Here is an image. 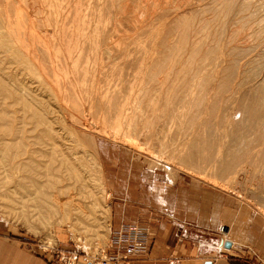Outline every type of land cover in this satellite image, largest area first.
<instances>
[{
  "label": "rangeland",
  "instance_id": "obj_1",
  "mask_svg": "<svg viewBox=\"0 0 264 264\" xmlns=\"http://www.w3.org/2000/svg\"><path fill=\"white\" fill-rule=\"evenodd\" d=\"M209 1L0 0V142L8 143L3 137L12 139L16 148H10L9 155L24 149L37 152L32 158H19L23 164L33 162L37 170L25 173L23 184L33 178L53 179L43 176L52 166L63 179L60 185L67 186L64 194L59 189L50 191L66 202L64 207L58 204L55 213L37 214L33 188H15L14 179L22 173L14 176L1 167V236L31 242L50 254L49 264L54 263L56 253L74 256L77 264L82 259V264H93L104 252H111L112 207L126 193L136 203L141 186L154 184L192 183L215 190L218 203L231 200L247 209V218L264 220L263 183L257 181L258 176L250 180L244 170L247 163L228 154L240 145L229 137L226 102H220L213 113L206 106L215 81L205 87V99L198 104L196 91L183 88L186 76L180 75L179 80L175 76L190 47L198 38H206L198 33V21H205L204 29L209 30L205 29L207 42L216 32L211 10L203 14ZM220 20L224 37L238 26L236 20ZM233 24L236 28L230 27ZM252 25L244 32L247 41L234 42L239 62L235 55L231 57L253 84L264 79V39L252 33ZM197 45L200 53L190 65L191 69L200 67L195 83L211 73L214 56L209 43ZM222 65L231 66L230 58ZM170 84L169 99L181 100L177 109L166 104ZM226 92L220 93L223 102ZM190 98L194 103L186 108ZM118 99L121 108L114 114ZM50 142L57 152L54 158L49 156ZM62 155L69 156L75 177L71 167L60 162ZM0 159H4L2 153ZM20 210L32 216H22ZM45 214L47 218L42 219ZM138 221L148 226L141 219L132 223ZM228 228L225 224L216 228L220 247ZM244 250L251 262L259 264L254 254L264 260V251L250 246Z\"/></svg>",
  "mask_w": 264,
  "mask_h": 264
},
{
  "label": "bare ground",
  "instance_id": "obj_2",
  "mask_svg": "<svg viewBox=\"0 0 264 264\" xmlns=\"http://www.w3.org/2000/svg\"><path fill=\"white\" fill-rule=\"evenodd\" d=\"M210 1H211V3L209 5V7L207 5V7L209 9L206 8L207 11L206 10H202V11L203 12L206 11L205 13H203L206 15L208 10H211L212 14L211 13L210 14L214 15L213 17H211V20L215 24H217L216 27H213L216 29L215 30L216 32H212L213 37L210 39L209 42H207L206 38L208 36L205 33V31H206L205 29L208 30V28L204 29L205 21L204 22L198 21V23L200 22V24L197 25L198 33L201 34L203 38L204 37H206V38L205 39L198 38V39H200L199 41L196 39L197 43L193 44L192 47H190V49L188 51L189 52L188 57H186V60L181 62L180 72H178L175 76L178 80H179L180 75L184 74L186 76L187 81H186V84L184 85L183 88H185V91H187V92L189 90L191 91L192 89H194L196 91V92H194V94L196 95V99L198 100V101H196V103H198V104L200 103V100L205 99L204 98L205 87H207V85L211 81H215V84L212 87V91L214 92V94H213L212 98H210V101L208 102V104L206 106L210 108L212 113L217 111L218 107H220V105H221L220 102H222V103L226 102L225 104H227V105H225V106H228L225 108L226 109L228 108V111H227L228 117L227 118H228V126H229L228 128L230 130L229 137L231 139V142L234 143V145H240V147L231 148V150L228 153V154H230V159H233V160L242 159L243 161H245V163H247V164H246L244 170L247 173V175L249 176V179L252 180L253 178H256L258 176L259 179L257 181L263 183V185H264V79L258 81L259 83L254 82L253 84L249 81V78L247 77L248 73L245 74V69L241 70V68L239 67V64H238V62H239L238 58L239 57L236 56L237 53L235 52V51H237L236 50L237 46L234 45V42H236L238 40H242V39L246 40L245 37H246L247 33H244V32L246 30L249 31L251 29L252 24H253L252 30H254L252 33L257 34L256 36L258 38H261V40L264 39V12H261L262 10L264 11V0H259L258 1L259 3H255V2L252 3V0H241L239 2H237L235 0H222V1L221 0L220 1L210 0ZM201 9H202V7H201ZM201 14H202V12H201ZM203 14H202V16H204ZM199 16L201 17V15H199ZM200 17H198V18L200 19ZM222 17H224L225 20L227 17V19H228L227 21H229L230 19H233L234 21L236 20V24L238 25L237 28L234 26V24H233V26L231 25L230 26L231 28L235 27L236 29L233 28V29H235L234 31H231L230 29H228V32H229V30H230V32L226 37H224V31H223L224 26H221L223 29L220 27V24H221L220 21H222V19L220 20V18H222ZM185 18H186V16H185ZM200 20H203V19H200ZM206 22L208 23V20ZM230 22H232V21H230ZM230 22H228V23L230 24ZM250 22L252 24L249 26ZM215 24H213V25H215ZM213 25H211V26H213ZM2 31H4V30H2ZM208 33H209V30H208ZM243 34H245V35H243ZM0 35H1V32H0ZM184 35H186V34L184 33ZM240 35L242 38L240 37V39H239L238 37ZM252 35H249V36H252ZM249 36H247V38ZM248 39H250V38H248ZM244 42H243V45L246 43V42L245 43ZM202 43L203 44L209 43V45H210L209 48L212 49L210 51L214 52L213 60L210 59L212 61V70H211V73L209 72L207 74H204V76H202V78L195 83L194 78L200 72L199 71L200 67L198 64V67H194L193 69H191L190 65L194 61V60H192V58L195 59V57L198 55V53H200V47L201 46L199 47L197 44L202 45ZM236 44H237V42H236ZM261 45H262V42H261ZM8 49L10 51L12 50L10 48H8ZM245 51H247V50H245ZM207 52H209V49ZM207 52L204 55H206V54L209 55ZM207 55H206V57H207ZM223 55H224V57H223ZM232 55H233V57L236 56L235 58L238 62L234 58L231 57ZM238 56H239V54H238ZM206 57L204 56L202 59H205ZM227 57L230 58L231 66H227V65L223 66L222 65V62L227 63ZM236 62L238 65H236ZM192 67H193V65H192ZM257 69H258V67H257ZM248 70H250V69H248ZM225 73H226L227 78H225V75H224ZM154 76L155 77L152 78L153 80L156 79V74H154ZM159 81H161V79L157 80V82H159ZM172 84H170L167 88V94L168 95L166 97V104H167V106H168V104H170L172 108L177 109L180 107L179 103L181 102V100L178 101V97H175L174 100L169 99V96L171 94V85ZM162 87H163V82H161L160 86L157 88V91L159 92L162 89ZM224 90H226L227 92ZM223 92L227 93L224 102L221 101L223 99L220 98V93H222V95H223L224 94ZM143 94L144 93H142V95ZM193 103H194V99L190 98L185 102L184 106L186 108H188ZM120 108H121V100L118 99L117 103L114 104L113 113L115 114L116 112H119ZM174 118H175V116H174ZM176 121L178 123L180 121V117H177ZM5 135L7 136V134H5ZM201 138H203V135H201ZM2 139H5L6 141H8V143L7 142H0V153L3 154V158H4V159H0V163H1L0 168L1 167L8 168L7 171L10 172V174L14 175V176H16L15 173L17 174V172L22 173V174H20L21 178H20V176H18L19 174H17V176L20 178L19 180H18L17 176H16V179H14V180H16V184H17V185H15V188H16V190L22 189V188L27 189L28 187L33 188L34 193L37 195V197H34L35 202L33 204H35V205H33V207H34L33 210L35 211V209H36V213L38 212L37 214L43 213V212L51 214V213L57 212V205L58 204H60L62 207H64L66 202L61 200V198L57 194H53L50 192L51 190L52 191H58V189H59V191H62V194H64L65 189H67V186H61L60 185V183H62L63 179H62V177H59V175H58L59 171L54 170L53 167L51 166L50 168H47V171H50V172L45 173L43 176H52L53 179L52 178L51 179H45L42 181V180H38V179L33 178L32 180H28L27 181L28 183L24 182V184H23V182L21 180L25 178L24 174L31 171V170H33L34 174H35L37 170H36V167L33 166V162L30 164H23L20 162L19 158L23 155H25L27 158H32L34 156V154H36L37 152L35 153V150H32V149H24V151L21 153L16 152L13 154L10 153V155H9L8 151H10V148H16V147L13 146V141H11L12 139L6 138V137H3ZM53 145H54V142H50L51 151L49 152V156L51 158H54L55 154L57 153ZM254 147H255V149H254ZM256 148H257V150H256ZM66 157H68V158H66ZM66 157H65V155H62L60 162L63 165L65 164V165L69 166V168L71 167L72 174L75 177L77 173L70 164L69 156L67 155ZM12 188H14V187H12ZM44 195H46V198H44ZM25 200H26L25 202H27L30 206V204L32 202H30V200L28 201L27 197L25 198ZM25 202H23V204ZM29 206L26 205V208ZM20 211H19V213H20ZM27 211L28 210H26V212H25V210L21 211L22 213L20 215L27 217L26 215H28L30 213L29 211H28L29 213ZM23 212L26 214L24 215ZM37 214H34L35 217L39 216ZM29 215H31V214H29ZM46 218H47L46 214H45V216L42 215V219H46ZM223 241L224 242L227 241L226 238H224Z\"/></svg>",
  "mask_w": 264,
  "mask_h": 264
},
{
  "label": "crops",
  "instance_id": "obj_3",
  "mask_svg": "<svg viewBox=\"0 0 264 264\" xmlns=\"http://www.w3.org/2000/svg\"><path fill=\"white\" fill-rule=\"evenodd\" d=\"M154 185H142L136 203L131 193L128 197L126 193L111 209L110 231L137 219L146 221L150 228L147 254L127 264H255L244 247L264 251V220L247 218L246 208L231 200L218 203L215 190L192 183ZM220 224L229 226L228 248L220 247L221 238L215 232ZM50 260L48 252L31 242L0 235V264H49ZM83 261L78 260V264Z\"/></svg>",
  "mask_w": 264,
  "mask_h": 264
},
{
  "label": "built area",
  "instance_id": "obj_4",
  "mask_svg": "<svg viewBox=\"0 0 264 264\" xmlns=\"http://www.w3.org/2000/svg\"><path fill=\"white\" fill-rule=\"evenodd\" d=\"M151 233L148 226L140 221L130 224H121L112 233L109 242L110 254L98 257L93 264H127L134 256L144 255L149 248ZM108 248V249H109ZM54 254L56 257L53 264H76L74 256L63 253ZM254 259L259 264H264L263 258L254 254Z\"/></svg>",
  "mask_w": 264,
  "mask_h": 264
},
{
  "label": "water",
  "instance_id": "obj_5",
  "mask_svg": "<svg viewBox=\"0 0 264 264\" xmlns=\"http://www.w3.org/2000/svg\"><path fill=\"white\" fill-rule=\"evenodd\" d=\"M223 247L228 248L229 242L228 241L223 242ZM204 264H208V262H205Z\"/></svg>",
  "mask_w": 264,
  "mask_h": 264
}]
</instances>
